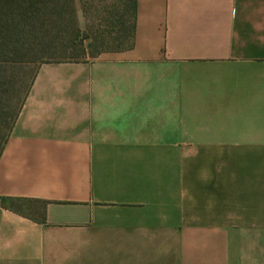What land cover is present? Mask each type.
Masks as SVG:
<instances>
[{"label":"crops","instance_id":"obj_1","mask_svg":"<svg viewBox=\"0 0 264 264\" xmlns=\"http://www.w3.org/2000/svg\"><path fill=\"white\" fill-rule=\"evenodd\" d=\"M0 196V264H264V0H135L127 48L40 62Z\"/></svg>","mask_w":264,"mask_h":264},{"label":"trees","instance_id":"obj_2","mask_svg":"<svg viewBox=\"0 0 264 264\" xmlns=\"http://www.w3.org/2000/svg\"><path fill=\"white\" fill-rule=\"evenodd\" d=\"M79 2L83 27L78 25L74 0H0V70L29 59H41L39 63L83 60L100 51L131 45L135 0ZM33 74L18 100L9 128ZM19 200L0 196V205L18 209Z\"/></svg>","mask_w":264,"mask_h":264},{"label":"rangeland","instance_id":"obj_3","mask_svg":"<svg viewBox=\"0 0 264 264\" xmlns=\"http://www.w3.org/2000/svg\"><path fill=\"white\" fill-rule=\"evenodd\" d=\"M74 5L76 8L78 25L83 27L85 20L80 10L79 0H74ZM39 61H41V59H29L20 63L16 62L7 65L5 70H0V140H2L8 132L10 120L18 105V100L22 98ZM16 203V205L20 204L19 201ZM19 207L22 208L23 206L20 205Z\"/></svg>","mask_w":264,"mask_h":264}]
</instances>
